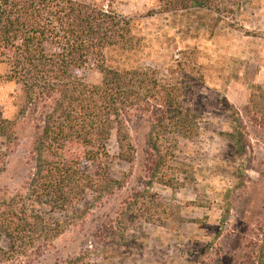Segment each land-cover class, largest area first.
Returning a JSON list of instances; mask_svg holds the SVG:
<instances>
[{"label":"trees","instance_id":"trees-1","mask_svg":"<svg viewBox=\"0 0 264 264\" xmlns=\"http://www.w3.org/2000/svg\"><path fill=\"white\" fill-rule=\"evenodd\" d=\"M177 1L168 3L174 7ZM185 2L199 9L212 6L210 0ZM142 43L132 21L110 4L0 0V67L6 68L0 81L17 87L21 101L11 116L0 111V139L6 147L14 145L19 123H31L22 184L0 195V239L7 242L6 250L0 248V263L39 264L58 239L112 203L131 172L115 177L109 165L113 159L135 165V127L145 128L141 176L132 192L99 219L92 239L110 245L108 250H131L139 238L133 230L154 225L171 231L184 223L179 203L167 204L153 187L178 190L191 180L174 149L180 140L198 137L200 119L184 108L191 90L186 81L165 80L139 65H113V55L133 54ZM86 68L100 75L96 83L79 76ZM221 107L228 130L217 136L226 141V159L235 166V182L219 194L217 240L226 234L227 242L206 248L198 264H264V220L254 209L244 213L238 201L239 193L252 189L246 170L254 163L261 169L252 191L257 205L264 200V82L252 87L241 109L226 100ZM113 135L117 155L111 158L107 144ZM10 152L0 150V176L7 172ZM233 210L236 221L230 225ZM97 254L85 248L53 264H102Z\"/></svg>","mask_w":264,"mask_h":264},{"label":"rangeland","instance_id":"rangeland-1","mask_svg":"<svg viewBox=\"0 0 264 264\" xmlns=\"http://www.w3.org/2000/svg\"><path fill=\"white\" fill-rule=\"evenodd\" d=\"M77 1L105 7L110 4L117 14L132 21L135 32L143 39L142 46L133 54L113 55V65H139L152 68L165 80L186 81L191 90L184 108L196 113L201 126L197 138L180 140L174 149L176 159L189 167L191 180L178 190L153 187L167 204L179 203L183 224L171 231L143 225L142 229L132 232L139 238L135 242L137 246L131 250H108L110 245L104 246L105 242L97 243L91 237L99 219L110 214L112 206L132 192L141 176L145 128L135 127L131 129L137 152L135 165L130 167L115 159L109 165L115 177L131 172L126 188L116 194L109 206L89 217L83 227L72 229L58 239L39 264H53L85 248L97 252L102 264H198L206 248L227 242L226 234L217 240L223 198L219 194L228 191L235 182L232 178L235 166L232 160L226 159L229 154L226 141L217 136L228 130L221 104L226 100L241 109L248 103L252 87L264 82V0H210L212 6L203 9L191 6L186 0H178L174 7L169 0ZM178 61L181 65L176 64ZM5 73L6 68L0 67V76ZM79 76L87 83H96L100 78L89 68L80 71ZM18 102H21L19 89L0 81V111L11 116ZM30 129L31 123H19L18 140L9 147L0 139V150L11 151L7 172L0 176V195L10 194L22 184L23 165L31 142ZM107 150L111 158L116 157L114 135ZM252 169L246 170V174L250 181L248 187L254 189L259 179L255 172L261 168L254 163ZM252 189L245 195L238 194L239 206L243 211L254 209L257 219L264 220V200L257 205L258 198ZM249 200L251 205L247 203ZM234 215L233 210L230 225L236 221ZM0 248L7 249L5 240L0 239ZM0 264L22 262L3 261Z\"/></svg>","mask_w":264,"mask_h":264}]
</instances>
